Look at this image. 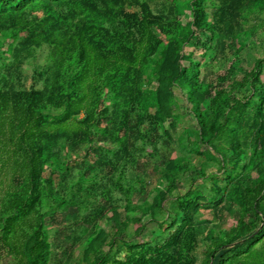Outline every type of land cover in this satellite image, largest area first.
<instances>
[{
    "label": "trees",
    "instance_id": "trees-1",
    "mask_svg": "<svg viewBox=\"0 0 264 264\" xmlns=\"http://www.w3.org/2000/svg\"><path fill=\"white\" fill-rule=\"evenodd\" d=\"M263 27L264 0H0V264H264V53L235 65Z\"/></svg>",
    "mask_w": 264,
    "mask_h": 264
},
{
    "label": "rangeland",
    "instance_id": "rangeland-1",
    "mask_svg": "<svg viewBox=\"0 0 264 264\" xmlns=\"http://www.w3.org/2000/svg\"><path fill=\"white\" fill-rule=\"evenodd\" d=\"M214 51L212 50L211 53ZM264 53V27L262 30L259 31L258 35L255 37H252L248 40V47L240 52V57L236 61L235 60V65L237 67V78H240L241 76V69L242 67H247L251 64L253 59ZM229 59H232V56L230 54L227 55ZM229 62V61H228ZM228 62H224L223 59H216L214 60L211 65H221V66H226ZM179 115V120L180 123L177 128V133L174 134V142L171 145V150H170V156H178V155H187L191 158L192 161L197 162L199 160H202L200 157H197L195 155H191L189 152L186 150V143L188 142L189 138L191 137L192 134V128H193V123L190 119V116L186 114L183 110L176 109L175 111ZM153 161V160H152ZM212 168V167H211ZM210 170V168H209ZM158 177V171H154L153 169H150L149 176L147 177V180L149 181L150 185H154L156 183V179ZM189 183V178L187 176L182 177L181 183L179 185V190L184 191L188 187ZM196 189H194V195H199L200 190L204 193L206 192V185L202 180H199L198 183L196 184ZM169 211L171 213H174L175 207H174V201L169 200L165 203V210L162 211L161 213L158 212L156 217L157 221H150L146 226L145 229L143 230V233L141 234L140 238L142 240H145L147 242L153 243L155 241H159L163 239L166 235V230L164 229V225H161V221L163 218H165L167 212ZM199 218H211V214L208 210H200L197 214ZM71 222H69L68 219L62 218L60 215L57 217L56 222L48 221L47 227L50 232V234H53V232L59 227V226H64V227H71ZM108 226V224H106ZM134 229V226H129L127 229V233L129 235L132 234V231ZM198 262H200L203 259V254H202V247L199 248V250L196 252ZM68 264V263H64Z\"/></svg>",
    "mask_w": 264,
    "mask_h": 264
},
{
    "label": "crops",
    "instance_id": "crops-1",
    "mask_svg": "<svg viewBox=\"0 0 264 264\" xmlns=\"http://www.w3.org/2000/svg\"><path fill=\"white\" fill-rule=\"evenodd\" d=\"M51 264H58V263H57V262H55V263H54V262H52Z\"/></svg>",
    "mask_w": 264,
    "mask_h": 264
}]
</instances>
